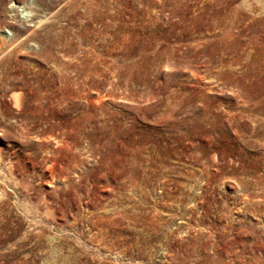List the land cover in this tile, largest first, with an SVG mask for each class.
Wrapping results in <instances>:
<instances>
[{
	"label": "rangeland",
	"instance_id": "rangeland-1",
	"mask_svg": "<svg viewBox=\"0 0 264 264\" xmlns=\"http://www.w3.org/2000/svg\"><path fill=\"white\" fill-rule=\"evenodd\" d=\"M0 264H264V0H0Z\"/></svg>",
	"mask_w": 264,
	"mask_h": 264
},
{
	"label": "bare ground",
	"instance_id": "bare-ground-1",
	"mask_svg": "<svg viewBox=\"0 0 264 264\" xmlns=\"http://www.w3.org/2000/svg\"><path fill=\"white\" fill-rule=\"evenodd\" d=\"M11 98L13 100L15 107H20V105H21L20 95L18 93L14 92L11 94ZM213 159L216 160V155H213Z\"/></svg>",
	"mask_w": 264,
	"mask_h": 264
}]
</instances>
